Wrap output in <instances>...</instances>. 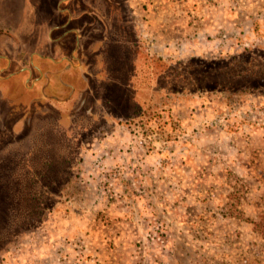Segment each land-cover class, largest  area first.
Segmentation results:
<instances>
[{
	"label": "rangeland",
	"instance_id": "1",
	"mask_svg": "<svg viewBox=\"0 0 264 264\" xmlns=\"http://www.w3.org/2000/svg\"><path fill=\"white\" fill-rule=\"evenodd\" d=\"M0 264H264V0H0Z\"/></svg>",
	"mask_w": 264,
	"mask_h": 264
},
{
	"label": "trees",
	"instance_id": "2",
	"mask_svg": "<svg viewBox=\"0 0 264 264\" xmlns=\"http://www.w3.org/2000/svg\"><path fill=\"white\" fill-rule=\"evenodd\" d=\"M248 63H249V66L251 65V61H248ZM201 71H198L197 70V72H195L194 74H193V76H197L199 73H200ZM249 73V71L248 72H244V74H248ZM255 79V78H254ZM201 87H205L206 89L209 87V86H200L199 88H201Z\"/></svg>",
	"mask_w": 264,
	"mask_h": 264
},
{
	"label": "crops",
	"instance_id": "3",
	"mask_svg": "<svg viewBox=\"0 0 264 264\" xmlns=\"http://www.w3.org/2000/svg\"><path fill=\"white\" fill-rule=\"evenodd\" d=\"M64 61V60H63Z\"/></svg>",
	"mask_w": 264,
	"mask_h": 264
}]
</instances>
